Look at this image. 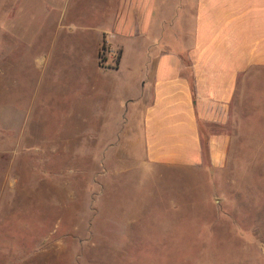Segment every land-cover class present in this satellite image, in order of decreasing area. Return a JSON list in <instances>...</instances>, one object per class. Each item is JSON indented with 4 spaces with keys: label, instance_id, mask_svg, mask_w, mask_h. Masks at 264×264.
I'll return each instance as SVG.
<instances>
[{
    "label": "rangeland",
    "instance_id": "obj_1",
    "mask_svg": "<svg viewBox=\"0 0 264 264\" xmlns=\"http://www.w3.org/2000/svg\"><path fill=\"white\" fill-rule=\"evenodd\" d=\"M44 4L0 0V264H256L264 121L238 131L220 168L123 157L121 90L104 94L93 72L106 45L95 62L78 49L83 36L53 41ZM139 70L123 62L114 79Z\"/></svg>",
    "mask_w": 264,
    "mask_h": 264
},
{
    "label": "crops",
    "instance_id": "obj_2",
    "mask_svg": "<svg viewBox=\"0 0 264 264\" xmlns=\"http://www.w3.org/2000/svg\"><path fill=\"white\" fill-rule=\"evenodd\" d=\"M43 1L56 14L53 41L83 36L78 49L95 62L105 43L107 64L93 72L104 78V94L121 90L115 136L123 157L220 168L234 157L238 131L255 117L264 121V0H90L87 14L86 0L70 9ZM126 61L141 70L118 83L114 73ZM253 95L257 102H249ZM263 152L260 145L242 157ZM256 261L264 264V242Z\"/></svg>",
    "mask_w": 264,
    "mask_h": 264
},
{
    "label": "trees",
    "instance_id": "obj_3",
    "mask_svg": "<svg viewBox=\"0 0 264 264\" xmlns=\"http://www.w3.org/2000/svg\"><path fill=\"white\" fill-rule=\"evenodd\" d=\"M102 49H105V43L103 44Z\"/></svg>",
    "mask_w": 264,
    "mask_h": 264
}]
</instances>
